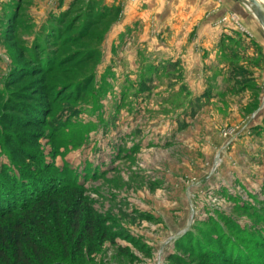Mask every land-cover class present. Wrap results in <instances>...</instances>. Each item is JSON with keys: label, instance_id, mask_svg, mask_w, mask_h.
Here are the masks:
<instances>
[{"label": "rangeland", "instance_id": "rangeland-1", "mask_svg": "<svg viewBox=\"0 0 264 264\" xmlns=\"http://www.w3.org/2000/svg\"><path fill=\"white\" fill-rule=\"evenodd\" d=\"M75 1L59 39L91 34L49 43L44 71L20 49L36 0H0V181L16 207L74 190L96 229L81 264L264 263V104L233 79L246 62L217 55L231 74L217 75L197 51L237 15L223 0H70L58 13ZM181 50L195 51L187 65L161 61Z\"/></svg>", "mask_w": 264, "mask_h": 264}, {"label": "trees", "instance_id": "trees-1", "mask_svg": "<svg viewBox=\"0 0 264 264\" xmlns=\"http://www.w3.org/2000/svg\"><path fill=\"white\" fill-rule=\"evenodd\" d=\"M75 4L76 1L60 14H52L48 21L35 32H33V25L29 22L28 27H31L30 33L33 34V38L30 42L28 41L29 43L25 39L20 49L29 52L32 58H38L37 55L42 56L41 68L44 71L49 70L55 61V52L49 51L47 46L49 43L54 44L55 40L60 38L58 34L61 31L56 26L63 23ZM17 16V11L10 15L15 20L14 23L17 21L15 19ZM91 27L85 24L77 33L64 37L65 39L62 36L58 42L62 45L65 42L79 43L80 40L87 38ZM81 50V47H78L69 54H76ZM88 50V54L92 52V48ZM235 56L232 53L231 57L239 60ZM72 58L73 56L69 60ZM167 64L169 65L165 69L175 65ZM161 66L154 65V68L158 69ZM243 71L246 70L240 67L233 70L232 74L237 78ZM8 178L7 176V180ZM7 180L5 179L3 184L0 181V264H81L83 262L79 259L80 252L82 253L81 245L86 239L94 237L96 229L91 219H94L92 212L83 211L80 207V196L74 190L48 193L42 191L43 195L25 198L22 205L16 207L14 202L19 197L15 193L17 188L14 187L15 184ZM61 194L65 195V199L61 197ZM46 197H49V201ZM52 197L60 198L52 201ZM6 218L10 219L3 223ZM234 256L232 254L228 259L229 254H227L224 260L233 262L236 260L232 259Z\"/></svg>", "mask_w": 264, "mask_h": 264}, {"label": "crops", "instance_id": "crops-1", "mask_svg": "<svg viewBox=\"0 0 264 264\" xmlns=\"http://www.w3.org/2000/svg\"><path fill=\"white\" fill-rule=\"evenodd\" d=\"M69 1L36 0L34 7L32 6L31 14L38 27H41L52 14H57L60 8L66 7ZM261 1L264 3V0ZM221 3L223 4L221 14L227 17L230 14H236L238 17L237 24L223 22L222 25H218L220 28L218 35L205 36L203 47L197 49L198 54L203 57L206 63V71H211L213 68L217 70V67H220L218 70L220 72H217V75H221L220 73L227 75L228 73L227 68H225L226 64L220 65L215 60L217 55L221 57L230 55L231 57L233 53L236 55L235 57L242 60V63L246 62L244 66H241V69L244 68L246 71L237 77L246 81L240 88L246 89L244 92H247L241 96L251 105H262L264 104V28L251 10L238 0H223ZM169 53L173 57L161 61L176 60L177 56L180 58L183 56L187 65L195 51L181 50L177 53L178 55L174 52ZM258 60H260V66L257 64ZM187 72L192 73V70H187ZM206 76L208 77L209 74ZM235 76L233 75V79ZM203 82L202 89H205L209 84L206 80Z\"/></svg>", "mask_w": 264, "mask_h": 264}, {"label": "water", "instance_id": "water-1", "mask_svg": "<svg viewBox=\"0 0 264 264\" xmlns=\"http://www.w3.org/2000/svg\"><path fill=\"white\" fill-rule=\"evenodd\" d=\"M246 5L264 28V3L261 0H238Z\"/></svg>", "mask_w": 264, "mask_h": 264}, {"label": "built area", "instance_id": "built-area-1", "mask_svg": "<svg viewBox=\"0 0 264 264\" xmlns=\"http://www.w3.org/2000/svg\"><path fill=\"white\" fill-rule=\"evenodd\" d=\"M223 20H226V19L224 18ZM223 20L221 21V23H223V22H224Z\"/></svg>", "mask_w": 264, "mask_h": 264}]
</instances>
